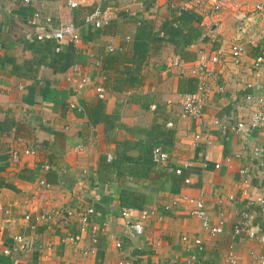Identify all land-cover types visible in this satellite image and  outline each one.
Wrapping results in <instances>:
<instances>
[{"label":"crops","instance_id":"1","mask_svg":"<svg viewBox=\"0 0 264 264\" xmlns=\"http://www.w3.org/2000/svg\"><path fill=\"white\" fill-rule=\"evenodd\" d=\"M66 1L0 0V264H229V251L233 264H255L264 243L234 237L232 226L246 209L264 228V206L247 204L238 174L245 165L249 194L264 191L251 154L261 149L264 171V126H231L257 99L264 106V11L234 17L237 5L259 0H229L219 11L210 0ZM96 6L107 24L84 26L83 15ZM44 19L70 22L79 34L63 42L60 62H53L52 42L33 38ZM165 22L178 33L162 34ZM233 42L245 45L238 64L228 56ZM214 51L215 76L199 90L202 113L185 116L180 95L201 81L187 68ZM175 58L180 63L170 64ZM153 147L167 160L154 162ZM24 148L34 151L24 155ZM51 169L69 176L70 188L45 182ZM199 192L219 233L188 214ZM84 205L93 214L76 244L63 241L76 231L74 220L64 225L60 213L51 222L37 219ZM142 210L147 216L135 235L125 223Z\"/></svg>","mask_w":264,"mask_h":264},{"label":"built area","instance_id":"2","mask_svg":"<svg viewBox=\"0 0 264 264\" xmlns=\"http://www.w3.org/2000/svg\"><path fill=\"white\" fill-rule=\"evenodd\" d=\"M26 1V0H24ZM210 8L214 11H219L224 9L229 5V0H210ZM66 4L69 7H74L75 3L72 0H67ZM264 11V0H259L252 4L241 3L237 5L235 18L237 21L244 20L246 15L249 13H261ZM35 18L30 20V23H34ZM108 18L103 10L99 7H94L91 11L85 13L82 17V24L89 28H100L103 25L107 24ZM43 27L39 31H37L33 38L37 41L49 40L53 44L54 52H58L61 49V46L64 41H69L75 43L79 39V34L75 28V26L70 23H62L57 26H52L49 22V19H44ZM107 50H112L111 46H107ZM245 53V45L241 42H233L229 45L228 48V56L230 61L233 64H238L241 60V56ZM220 53L218 51H214L208 56H199L197 62L187 68V72L199 78L201 81L198 84L196 91H188L184 92L180 95L179 98V106L181 109V113L185 116L191 118H197L202 113L201 100L199 96V90L205 87V79L212 78L215 76L213 66L219 61ZM180 62L178 59H174L170 62L172 65H178ZM262 63L261 56H256L254 59V66L257 67ZM219 89V87H218ZM96 91L99 92L101 96L102 90L100 88H96ZM167 126L171 125L170 122H167ZM264 126V106L261 103L260 99H257L252 103V109L248 113L245 119L238 120L231 126L233 131L239 130H252L261 128ZM33 148H24L22 153L24 155L32 154ZM11 154L15 157L16 152L12 151ZM252 157L255 159V172L254 177L257 179V183H260L264 179V171L262 169L263 161L261 159V149L259 147H253L251 149ZM151 159L154 162H164L167 160V154L160 150L158 147H153L150 151ZM106 159L110 160L111 156L106 155ZM176 174L180 173V169H174ZM238 174L240 177L239 182L242 184L240 188V195L246 198L248 205H257L260 207L264 206V191L257 190V194L251 196L246 187V184L249 183L250 175L248 173V169L245 165L241 166L238 170ZM184 182H188L187 178L183 180ZM39 183L44 184V181L40 180ZM232 201L236 202V197L231 196ZM76 207H68L64 208L62 212H56L51 210L44 214L39 215L37 218L38 221L51 222L53 221L54 216L58 213V217L60 222L64 225H69V223L74 220L76 222V231L68 232L65 235L63 241L70 242L71 244H76L79 242L81 238V232L83 229L90 224V220L93 214V208L89 205H84L81 207L79 213L76 212ZM188 214L190 216L198 217L201 221V225L203 228L209 230L211 234L219 233L221 231L219 226H210L207 220V216L205 213L204 205L201 200V192H199L198 196L194 199L193 205L190 208ZM121 215L125 218H128L129 213L125 210L121 212ZM147 212L142 210L138 217L134 219L132 222H126L125 225L128 226L133 234L139 235L142 230L141 221L146 218ZM95 234V233H94ZM232 234L236 238H245L251 240H257L261 243H264V231L261 230L260 226L257 223L253 222L252 215L246 210L241 209L238 211L237 219L232 226ZM91 240H94V235L92 234ZM192 242L197 246L198 249H202L201 241L198 238H193ZM115 248L119 249L121 247V241H114ZM3 253H7L6 250H3ZM193 262L194 259L192 258ZM228 262L229 264H233V254L231 251L228 253ZM117 264H133L129 260H123L122 262H118ZM255 264H264V252L259 253L255 257Z\"/></svg>","mask_w":264,"mask_h":264},{"label":"trees","instance_id":"3","mask_svg":"<svg viewBox=\"0 0 264 264\" xmlns=\"http://www.w3.org/2000/svg\"><path fill=\"white\" fill-rule=\"evenodd\" d=\"M160 30H161V33L162 34H168V35H172V36H174V35H176L177 33H178V31H179V29L178 28H176V27H173V26H171V24H169V23H163L162 25H161V28H160ZM176 43V42H175ZM67 51V50H66ZM64 55L65 54H63V53H61V52H57L56 53V55H55V57L53 58V62L55 61V63L56 62H60V61H62V58H64ZM63 56V57H62ZM3 122H0V130H3ZM60 174H58V172H55L54 170H49L46 174H45V179H44V181L45 182H47V183H63V184H67V186L69 187V184H68V181L67 180H71L70 178H69V176H66L65 177V174H63L62 172H59ZM70 188V187H69ZM259 225V224H258ZM260 226V228H261V230L262 231H264V228L262 227V224L261 225H259Z\"/></svg>","mask_w":264,"mask_h":264}]
</instances>
